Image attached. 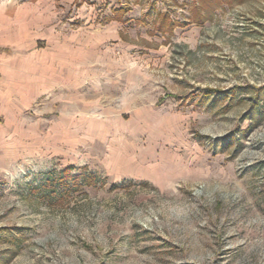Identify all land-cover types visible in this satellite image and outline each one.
Listing matches in <instances>:
<instances>
[{
  "label": "rangeland",
  "instance_id": "374dc122",
  "mask_svg": "<svg viewBox=\"0 0 264 264\" xmlns=\"http://www.w3.org/2000/svg\"><path fill=\"white\" fill-rule=\"evenodd\" d=\"M3 1L0 264H264V0Z\"/></svg>",
  "mask_w": 264,
  "mask_h": 264
},
{
  "label": "crops",
  "instance_id": "0c3cea01",
  "mask_svg": "<svg viewBox=\"0 0 264 264\" xmlns=\"http://www.w3.org/2000/svg\"><path fill=\"white\" fill-rule=\"evenodd\" d=\"M13 1V0H12ZM13 2H16V0H14ZM18 3V2H16ZM5 5H8V7H10L11 11H9V20H12V14H13V9L11 6H9V4H5V2L3 0H0V59L3 60L4 57L6 56H10L13 49H12V38H11V23L8 24V32H9V39L6 37L2 36V32H3V26L5 27V22H3V20L5 19L4 14L2 13V10L4 9Z\"/></svg>",
  "mask_w": 264,
  "mask_h": 264
},
{
  "label": "trees",
  "instance_id": "16d2710c",
  "mask_svg": "<svg viewBox=\"0 0 264 264\" xmlns=\"http://www.w3.org/2000/svg\"><path fill=\"white\" fill-rule=\"evenodd\" d=\"M253 90H254V93H255V98H256L257 103H258V101L261 99V97H260V91L258 89L257 90L254 89V88H253ZM212 93H213L212 90H205L206 96H210Z\"/></svg>",
  "mask_w": 264,
  "mask_h": 264
}]
</instances>
